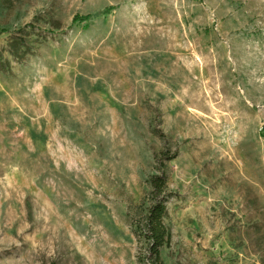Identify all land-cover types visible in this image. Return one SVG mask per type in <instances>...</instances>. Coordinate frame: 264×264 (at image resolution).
I'll use <instances>...</instances> for the list:
<instances>
[{"label":"rangeland","instance_id":"374dc122","mask_svg":"<svg viewBox=\"0 0 264 264\" xmlns=\"http://www.w3.org/2000/svg\"><path fill=\"white\" fill-rule=\"evenodd\" d=\"M0 58V264H154L169 151L163 264H264V0H0Z\"/></svg>","mask_w":264,"mask_h":264},{"label":"trees","instance_id":"16d2710c","mask_svg":"<svg viewBox=\"0 0 264 264\" xmlns=\"http://www.w3.org/2000/svg\"><path fill=\"white\" fill-rule=\"evenodd\" d=\"M109 8L108 11H111ZM107 13V12H106ZM91 15L76 17L74 21L77 24L86 23L84 28H89L91 23ZM23 46L25 40L19 39ZM17 55V53H15ZM0 63L5 62L0 58ZM163 152L162 161L157 168V173L154 174L150 180V192L148 194L149 208L145 217L136 224V234L149 241L148 252L150 259L154 264H163L161 252L166 246L170 244L171 235L165 224V220L168 216V202L172 196L168 187V167L166 161H172L177 158L178 152L171 153Z\"/></svg>","mask_w":264,"mask_h":264}]
</instances>
